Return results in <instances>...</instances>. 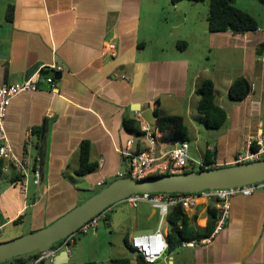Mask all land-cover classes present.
<instances>
[{
	"label": "crops",
	"instance_id": "crops-1",
	"mask_svg": "<svg viewBox=\"0 0 264 264\" xmlns=\"http://www.w3.org/2000/svg\"><path fill=\"white\" fill-rule=\"evenodd\" d=\"M185 2L0 0V85L37 75L41 85L13 98L7 109L5 129L17 157L38 154L33 129L48 123L42 186L32 185L24 196L16 171L0 173V242L52 224L79 205L86 184L95 192L117 179L126 170L120 151L136 136L125 120L151 107L187 123L198 112L196 89L206 78L228 119L217 135L208 134L204 147L190 151L189 145L191 169L209 167L208 159L215 167L232 166L249 140L264 135V55H256L264 31L210 32L208 14L196 16L195 3ZM54 64L63 67L62 76L44 89L48 77L41 72ZM239 76L254 89L233 101L229 89ZM83 142L97 168L79 176ZM159 147L169 150L172 143L162 137ZM101 180L105 184L97 186ZM211 202L199 196L187 210L200 228L207 226ZM180 248L157 264H264V191L233 197L229 218L211 243Z\"/></svg>",
	"mask_w": 264,
	"mask_h": 264
},
{
	"label": "built area",
	"instance_id": "built-area-1",
	"mask_svg": "<svg viewBox=\"0 0 264 264\" xmlns=\"http://www.w3.org/2000/svg\"><path fill=\"white\" fill-rule=\"evenodd\" d=\"M50 69L61 72L63 67L54 64ZM38 75L29 80L14 84L0 85V161L6 163L3 170L16 171V185L20 192L27 196L30 187L33 185L37 190L43 184V160L37 154L26 158L16 156L12 143L8 138L5 129V117L11 101L16 96L25 92H35L41 88ZM46 83H54L51 77L46 78ZM254 85H252V90ZM139 132L134 138L127 141L125 149L121 150V156L126 165V170L117 174L118 178L130 177L133 180H144L154 174H180L191 169L192 163L189 161V144L187 141L175 140L169 150L161 149L160 141L163 134L144 119L141 112L136 113ZM31 133H28V140ZM256 143V148L253 145ZM142 145V146H141ZM248 150L236 155L233 165L256 162L264 159V135L257 140L248 141ZM199 166L208 165L199 164ZM103 180L97 186H103ZM256 191H264V181L251 183L245 186L230 187L219 190H206L200 193H135L128 196L124 202L129 206L137 208L140 202H149L152 207L159 210L161 221L153 233H146L132 236L129 239L130 249L143 257L147 264H157L169 248L167 233L163 227L170 210L181 205L186 211L197 206L199 196L206 197L207 200L215 201L219 210V218L214 232L210 237L201 241H183L182 247L194 248L197 245L211 243L216 235L224 228L230 215L231 199L237 195L250 196ZM112 207L107 208L97 216L84 223L76 232L63 240L58 248H51L48 252L42 253L39 260L48 259L54 264L56 256L61 250L68 249V245L73 244L77 234L95 233L100 220L106 219Z\"/></svg>",
	"mask_w": 264,
	"mask_h": 264
},
{
	"label": "trees",
	"instance_id": "trees-1",
	"mask_svg": "<svg viewBox=\"0 0 264 264\" xmlns=\"http://www.w3.org/2000/svg\"><path fill=\"white\" fill-rule=\"evenodd\" d=\"M181 1L191 3L204 2L205 0H171L172 4ZM12 7L9 9V18L11 16ZM210 32H226L230 31L234 34H243L249 31H257L259 29L258 20L248 11L235 5L234 0H209V13L207 17ZM184 44H186L184 42ZM256 55L262 57L264 55V41L259 44L256 49ZM252 89V84L244 76L235 78L229 89V97L233 101H242L246 98ZM196 93L199 96L198 112L202 115V121L209 129H219L225 125L228 114L216 101L215 84L210 78L204 79L197 87ZM157 115V130L163 134L164 139L188 141L190 130L183 116L180 115ZM125 126L131 131L138 134V124L136 120H125ZM48 123L45 122L41 127L33 129L35 136V146L38 154L43 160V175L45 170V151L47 142ZM257 146L254 144L253 148ZM91 148L88 142H83L80 150V164L76 170V174L84 176L97 168V164L90 160ZM210 166L205 168L199 166L197 169H191L186 172H195L205 169L221 168L213 166L214 162L209 161ZM207 164V163H206ZM4 163L0 161V173L3 171ZM168 174H154L148 178L162 177ZM16 182V181H14ZM111 184L109 182L107 185ZM100 192V191H99ZM97 192V193H99ZM95 193V194H97ZM219 218V210L216 208L215 201H212L208 207V223L204 228L196 225L197 215H190L181 205L173 207L166 217L169 227L167 240L169 243L168 253H171L177 247H180L183 241H201L210 237L215 230L217 220ZM108 217L106 218V220ZM126 246L130 249L129 239L126 238ZM60 241L53 245L52 248H58L62 245ZM42 253L39 251L10 259L1 264H51L48 259L39 260ZM111 264H133L129 257H116L111 259ZM94 264V263H88ZM135 264H147L143 257L137 256Z\"/></svg>",
	"mask_w": 264,
	"mask_h": 264
},
{
	"label": "water",
	"instance_id": "water-1",
	"mask_svg": "<svg viewBox=\"0 0 264 264\" xmlns=\"http://www.w3.org/2000/svg\"><path fill=\"white\" fill-rule=\"evenodd\" d=\"M41 75L59 79L62 72L48 69L43 70ZM52 87L53 83H47L42 88L51 90ZM136 111L141 112L144 119L152 126H157V115L151 107L145 110L138 108ZM259 181H264V159L228 167L168 174L139 181L130 177L117 178L99 193L74 207L49 226L9 241L0 242V264L36 251L48 252L54 244L66 239L84 223L135 193H200L206 190L245 186ZM68 258L67 249L61 250L54 264H66Z\"/></svg>",
	"mask_w": 264,
	"mask_h": 264
},
{
	"label": "rangeland",
	"instance_id": "rangeland-1",
	"mask_svg": "<svg viewBox=\"0 0 264 264\" xmlns=\"http://www.w3.org/2000/svg\"><path fill=\"white\" fill-rule=\"evenodd\" d=\"M234 3L236 6L251 13L258 20L260 29L264 31V0H234ZM192 5L196 16H202V18L206 19V15L209 13V0ZM167 20L170 21V19ZM203 23L205 24V21ZM230 61L225 62L230 63ZM233 61L236 63L238 57ZM219 65H217V68H219ZM199 117L200 115L196 111L194 116L186 118L190 130L188 140V144L191 146L190 151L197 149L198 145L204 147L208 141V134L217 135L219 133L218 129L204 127ZM104 187L98 188L94 192L90 191L86 184L83 187L85 191L81 194L79 205L86 202ZM160 221L159 210L152 207L149 202H140L137 208L129 206L124 201L119 202L113 205L107 220L99 221L98 229L95 233H79L76 235L74 243L68 245V249L72 253V258L68 264H111V259L116 257H129L135 264L137 254L126 246V238L130 239L135 235L153 233ZM163 227H168L167 222L163 223ZM182 251H184L182 248L177 247L174 249L173 254L181 253ZM162 260L163 257L157 263Z\"/></svg>",
	"mask_w": 264,
	"mask_h": 264
}]
</instances>
